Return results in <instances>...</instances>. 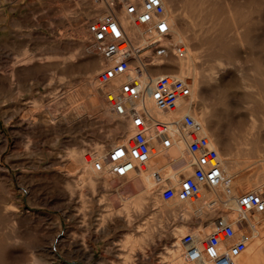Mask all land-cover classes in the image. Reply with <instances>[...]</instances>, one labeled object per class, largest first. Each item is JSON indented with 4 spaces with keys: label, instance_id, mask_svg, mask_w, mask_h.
<instances>
[{
    "label": "rangeland",
    "instance_id": "374dc122",
    "mask_svg": "<svg viewBox=\"0 0 264 264\" xmlns=\"http://www.w3.org/2000/svg\"><path fill=\"white\" fill-rule=\"evenodd\" d=\"M108 1L120 30L136 44L144 40L129 23L140 0ZM160 1L170 43L180 48L146 72L188 88L170 115L162 114L178 126L191 114L232 187L203 188L196 200L178 201L191 170L184 160L171 165L177 141L161 146L149 99L123 102L121 111L108 103L125 78L116 79V88L95 82L104 62L85 28L109 11L106 0H0V202L17 209L0 211L6 264H212L187 262L185 249L200 247L220 221L235 233L219 250L246 237L233 264H264V216L243 212L232 199L257 192L264 180V0ZM138 64L129 73L143 83L136 79ZM127 123L140 130L129 131ZM133 141L149 154L142 170L155 186L148 192L138 170L114 177L101 160L109 148ZM212 190L217 200L209 198Z\"/></svg>",
    "mask_w": 264,
    "mask_h": 264
},
{
    "label": "built area",
    "instance_id": "2783aa9c",
    "mask_svg": "<svg viewBox=\"0 0 264 264\" xmlns=\"http://www.w3.org/2000/svg\"><path fill=\"white\" fill-rule=\"evenodd\" d=\"M131 1V0H127ZM108 12L100 18L85 22V28L90 35L89 44L95 56L100 58L104 65L97 71L95 82L99 86L113 84L120 76L125 78V86L122 92L107 96L109 104L115 106L118 111L123 102L135 103V100L150 99L156 110H174L181 99V95L188 92L185 85H179L167 75L148 78L142 82H131L129 73L131 60L137 59L139 67L137 71H146L149 65L163 63L172 57V51L180 48L177 44L170 43L169 25L164 18V9L160 0H140L138 13L130 18V24L139 28L145 36L142 46L136 44V39L128 38L120 30L111 2L106 0ZM123 33V34H122ZM120 37V38H118ZM156 37L157 39H152ZM137 77V76H136ZM138 78V77H137ZM136 78V79H137ZM168 124L165 121H155L154 133L160 139L161 146L168 147L172 144V135L167 134ZM180 131L185 142L186 151L192 156V171L190 176L181 181V186L176 191L178 201L196 200L203 188H224L230 190L233 184L231 176L224 173L222 162L214 147L208 145V138L201 132L200 125L191 114L184 113L180 117ZM133 145L111 147L103 153V162L111 171L112 176L125 177L130 170L139 171L149 159V154L142 143L133 141ZM90 157V154H89ZM236 206L245 213L259 212L264 216V180L259 184L258 191L245 192L232 196ZM215 220V217L213 218ZM213 219L211 223L213 222ZM234 236L231 224L224 221L213 223L210 232L199 247L189 245L185 249L187 262H195L200 259H209L212 264H233L232 256L245 249L246 237H240L231 243L225 250L218 247L223 242Z\"/></svg>",
    "mask_w": 264,
    "mask_h": 264
},
{
    "label": "bare ground",
    "instance_id": "6f19581e",
    "mask_svg": "<svg viewBox=\"0 0 264 264\" xmlns=\"http://www.w3.org/2000/svg\"><path fill=\"white\" fill-rule=\"evenodd\" d=\"M114 15V14H113ZM115 18H116V16H115ZM172 18V17H171ZM116 20H117V23H118V19L116 18ZM180 32V31H179ZM138 35H139V38L141 37V38H143V37H145L144 35H142V33L140 32V30H138ZM153 40L154 39H156V38H152ZM180 39V38H179ZM185 41V40H184ZM145 43V39L144 40H142L139 44H138V46H142L143 44ZM177 43V42H176ZM184 50H183V55H184V65L183 66H188L189 64H190V61H191V59H192V55H191V51H190V49H188L187 47H185L184 46V48H183ZM180 50V49H179ZM180 54H181V52H180ZM177 55H178V53H177ZM181 56V55H180ZM182 58V57H181ZM132 61H134V62H138L137 61V59H133V60H131V62ZM182 61V60H181ZM181 61H180V63H181ZM193 61V60H192ZM192 63V62H191ZM155 64V63H154ZM139 65V64H138ZM180 65H182V64H179V66ZM191 65V64H190ZM150 66H152V65H149L148 67H150ZM132 67V66H131ZM189 67V66H188ZM187 67V68H188ZM182 68V67H181ZM180 68V69H181ZM185 68V67H184ZM183 68V69H184ZM188 70H190V69H188ZM182 71V69L180 70V72ZM188 73V72H187ZM186 73V74H187ZM132 74H133V71H132ZM135 74H136V72H135ZM194 74V73H193ZM147 75V72L145 71H138L137 72V74H136V76L138 77V78H141V80L142 81H144V80H146V79H148V78H145V76ZM148 76V75H147ZM135 77V76H134ZM136 77V78H137ZM183 77V76H182ZM195 78V77H194ZM178 80L176 79L175 80V82H177ZM131 82H134L133 81V78L131 79ZM149 103H150V107L151 108H153V110H154V112L156 113V116H157V121H165V122H167V123H169L168 124V128H167V134L168 135H172V138H173V142L172 143H174V141L176 142L177 141V143L175 144V146H176V150H175V152L174 153H172L171 154V156H170V160H171V165L173 166L174 164H176L177 162H179V161H183L184 160V165L186 166V167H188L189 168V170H191V160H192V156L186 151V148H185V142H184V140H183V137H182V133L183 132H181L180 131V127L178 126V124H176V121H175V119L173 118V119H170L169 117H166V116H163V114H162V111H160V110H156L155 108H154V106H153V104H152V101L149 99ZM144 111L146 112V113H144L146 116H148L147 118H151L150 117V112L151 111H146V109H144ZM172 111V110H171ZM165 112V111H164ZM163 112V113H164ZM154 113V114H155ZM167 113H169V115H170V112H168L167 111ZM168 115V116H169ZM174 115V114H173ZM152 116V115H151ZM171 116H172V113H171ZM170 116V117H171ZM174 117V116H173ZM202 127V126H201ZM146 128V127H145ZM144 128V129H145ZM204 128V127H203ZM144 129H143V131H144ZM202 129V128H201ZM146 130H149V129H145V131ZM203 131H204V129H202ZM154 131V130H153ZM149 132H151L150 130H149ZM142 132H140L139 134H141ZM144 133H146V132H144ZM147 134V133H146ZM139 137H140V135H139ZM147 137V136H146ZM137 138V137H136ZM152 138V137H151ZM142 139V138H141ZM145 139H147V138H145ZM139 140V139H138ZM149 140V139H148ZM209 142V141H208ZM144 143V142H143ZM102 158V157H101ZM179 160V161H178ZM76 161V160H75ZM91 161V160H90ZM93 161H95V159L93 160ZM101 161V160H100ZM92 162V161H91ZM90 162V163H91ZM181 162H180V164H181ZM70 163H73V162H70ZM69 163V164H70ZM76 163V162H75ZM96 163V162H95ZM101 163V162H100ZM99 163V164H100ZM102 163H103V161H102ZM85 164H86V162H85ZM93 165H94V163H92ZM91 164V165H92ZM90 164H89V166H91ZM76 167L75 165H71V168H73V167ZM85 166H87V165H85ZM96 166V165H95ZM106 166V165H105ZM158 166V165H157ZM156 166V167H157ZM107 167V166H106ZM175 167V166H174ZM178 167H180V166H178ZM182 167V166H181ZM69 168V167H68ZM70 168V169H71ZM76 168H78V167H76ZM87 168V167H86ZM93 168H94V166H93ZM74 169V168H73ZM88 169V168H87ZM86 170V169H85ZM104 170H106V169H104ZM156 170H158V169H156ZM179 170V169H178ZM69 171H71V170H69ZM68 171V172H69ZM92 171V170H91ZM94 171V170H93ZM92 171V172H93ZM180 171V170H179ZM178 171V172H179ZM185 171H187V170H185ZM67 172V173H68ZM167 172V171H166ZM139 176H140V179H141V181H142V189L144 190V192H148L150 189H152V187H154L155 186V184L153 185V183H152V180H151V177H150V175H147L146 173V175L145 174H143V170H142V167H141V169L139 170ZM152 173H153V171H152ZM98 174V173H97ZM155 174H156V172H155ZM179 174V173H178ZM175 175H177V173H175ZM175 175H168V176H172L171 177V179H172V183H174V182H176V180H175ZM159 177V176H158ZM170 177H168V178H170ZM177 179V178H176ZM161 180H163V178L161 179ZM167 180V179H166ZM157 182V181H156ZM158 182H160L159 181V179H158ZM163 183V182H162ZM141 189V190H142ZM212 193H211V195H210V197L209 198H213V200H217V196L215 195V191H211ZM219 192V191H218ZM217 194V193H216ZM228 197V196H227ZM11 202V201H10ZM10 202H8V201H6L5 199H2V201L0 202V211L1 212H12V211H14V209H16V207L12 204V203H10ZM122 203H124V202H122ZM210 204V203H209ZM17 210V209H16ZM10 212V213H11ZM13 214V213H12ZM245 215V214H244ZM14 216V215H13ZM235 233V232H234ZM234 237V236H233ZM231 239V238H230ZM8 240H10V239H8ZM12 240L14 241V239L12 238ZM7 241V240H6ZM10 243V242H9ZM4 247V245L2 246L1 244H0V250L2 249ZM12 253V252H11ZM2 255V254H1ZM1 255H0V264H6V262H4V261H2L1 260ZM4 255V254H3Z\"/></svg>",
    "mask_w": 264,
    "mask_h": 264
},
{
    "label": "crops",
    "instance_id": "0c3cea01",
    "mask_svg": "<svg viewBox=\"0 0 264 264\" xmlns=\"http://www.w3.org/2000/svg\"><path fill=\"white\" fill-rule=\"evenodd\" d=\"M133 62V61H132ZM131 62V63H132ZM151 124L153 125L154 122H151ZM127 128L129 129V131H133V130H140L139 126H132L130 123H127ZM153 128V127H152ZM126 141V140H125ZM125 142L123 141L121 144H124ZM93 156V155H91ZM95 156V155H94ZM101 160L103 161V156L101 155ZM191 165V164H190ZM191 171H192V166H191Z\"/></svg>",
    "mask_w": 264,
    "mask_h": 264
}]
</instances>
